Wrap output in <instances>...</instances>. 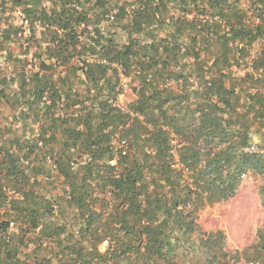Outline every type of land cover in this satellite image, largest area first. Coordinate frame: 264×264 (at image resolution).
Wrapping results in <instances>:
<instances>
[{
    "label": "trees",
    "instance_id": "1",
    "mask_svg": "<svg viewBox=\"0 0 264 264\" xmlns=\"http://www.w3.org/2000/svg\"><path fill=\"white\" fill-rule=\"evenodd\" d=\"M0 56V264L239 263L199 216L264 207V0H0Z\"/></svg>",
    "mask_w": 264,
    "mask_h": 264
},
{
    "label": "rangeland",
    "instance_id": "2",
    "mask_svg": "<svg viewBox=\"0 0 264 264\" xmlns=\"http://www.w3.org/2000/svg\"><path fill=\"white\" fill-rule=\"evenodd\" d=\"M258 49L257 44L252 52L255 54ZM133 98L132 90L128 89L122 101L127 104ZM258 141L259 137H255V144L258 145ZM261 182L260 176H246L232 198L205 208L199 216L204 231L224 230L226 248L231 254L243 252L238 264H251L247 255L255 243L257 228L264 223V207L259 192Z\"/></svg>",
    "mask_w": 264,
    "mask_h": 264
},
{
    "label": "crops",
    "instance_id": "3",
    "mask_svg": "<svg viewBox=\"0 0 264 264\" xmlns=\"http://www.w3.org/2000/svg\"><path fill=\"white\" fill-rule=\"evenodd\" d=\"M17 21L15 20V23H16ZM15 50L16 51H18V49L17 48H15ZM0 58H1V56H0ZM8 69L6 70V74L8 75V78L9 77H11V76H13L14 75V69H15V65L13 64V63H11V62H8ZM15 89H16V85H12ZM13 109H12V107L8 104V103H6V102H0V120L1 119H3V118H5V117H7V116H9V115H11V114H13Z\"/></svg>",
    "mask_w": 264,
    "mask_h": 264
},
{
    "label": "built area",
    "instance_id": "4",
    "mask_svg": "<svg viewBox=\"0 0 264 264\" xmlns=\"http://www.w3.org/2000/svg\"><path fill=\"white\" fill-rule=\"evenodd\" d=\"M103 62H106V60H103ZM8 67H9L8 62H6L4 59H0V74L2 72H5L8 69ZM248 150L258 152L259 146L254 143Z\"/></svg>",
    "mask_w": 264,
    "mask_h": 264
},
{
    "label": "clouds",
    "instance_id": "5",
    "mask_svg": "<svg viewBox=\"0 0 264 264\" xmlns=\"http://www.w3.org/2000/svg\"><path fill=\"white\" fill-rule=\"evenodd\" d=\"M17 15H19V13H17Z\"/></svg>",
    "mask_w": 264,
    "mask_h": 264
}]
</instances>
